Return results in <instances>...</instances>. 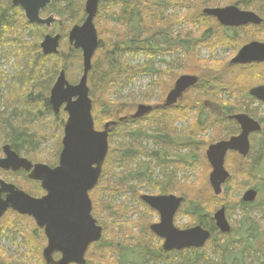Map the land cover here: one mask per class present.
Segmentation results:
<instances>
[{"label": "trees", "instance_id": "trees-1", "mask_svg": "<svg viewBox=\"0 0 264 264\" xmlns=\"http://www.w3.org/2000/svg\"><path fill=\"white\" fill-rule=\"evenodd\" d=\"M202 1L194 0L192 3L182 4L184 1L181 0H100L97 20L102 18L104 10H108L112 21L110 23L113 26L110 29L112 37L103 40L102 31L97 28L100 44L88 76V87L93 103L92 113L96 129L103 130L104 122L115 123V126L111 127L109 153L102 176L95 190L90 193L93 203L92 215L103 228V237L99 243L90 247L86 256L87 264H93L91 260L96 255L101 258L98 264L219 263L213 262L212 259H220L222 264H231L238 260L240 255L247 256V253L252 251L250 245L244 242L252 231L251 227L248 228L245 225L247 220H250L247 204L240 201L238 207L244 219L238 234L241 242L240 240L232 242L229 236L233 234V230L230 235L220 234L204 204L199 200L191 201L185 198L179 213L190 216L196 224L210 231L212 238L200 250L165 252L161 248L162 242L150 232L149 227L152 221L145 215L146 213L149 216L156 215V213L143 204L138 192L141 188L150 186L156 191V195H168L181 191L185 196L188 189L181 188L178 174L182 166H190L192 162H195L194 150H198L200 146L195 138L196 130L235 125L239 132V127L229 120V116L245 113L253 118L257 117L247 109L237 111V107L232 105L233 95L238 96L239 91L236 90V86L245 80L244 73L252 70L239 72L242 74L240 76L237 71L254 66L260 67L264 64L233 66L229 63L218 70V68L209 67L216 65L214 61L208 62L205 64L208 67L207 73L202 74L199 84L185 94L184 104H178L170 109L161 108L173 81L169 77V71L154 70L152 65L154 59L157 56H171L178 52L182 54L183 59L186 57L184 59L186 63L193 52L195 53L203 46L208 47V43L216 39V31L207 30L206 24L211 20L216 23L217 21L204 15L203 7H198ZM85 2L86 0H53L45 13L62 18V21L66 23H64L66 31L62 32L58 54L44 56L40 41L45 37L42 33L45 28L30 25L21 9L12 6L11 0H0V55L3 54L7 62L11 58L15 59V67L18 66L17 84L20 86L19 89L9 87L8 99L11 98L14 106L8 113L0 112V145H10L12 150L21 157L24 155L28 158L33 154L36 157L42 145L52 136L51 133L58 131L60 134L56 143L57 151L53 159L51 157L43 161L50 167L58 165L67 115L63 111L59 115L53 114L48 96L53 82L61 71H65L68 81L69 78L77 79L78 73L82 71L81 51H75L64 40L75 25L84 22ZM233 2L242 9H252L260 15L263 19L260 27H264V0H233ZM181 6L188 8L182 17L168 15L170 8L178 10ZM184 25L189 26L187 32L181 30ZM177 26L180 27L179 30L176 29ZM216 27L225 31H235L224 28L218 23ZM34 34L37 35V40L28 42V38ZM125 54L132 57L143 55L151 62L132 70L124 62ZM19 67H22L20 72H18ZM146 73L157 77L151 86V95L154 94V90L160 88L162 103L156 105L148 116L133 119L137 105L136 99L123 103L112 100L111 95L116 92V89L123 88L124 83L129 81L132 75ZM168 78L170 83H166ZM4 82V75L0 74V90ZM189 93H192L194 98L186 97ZM246 97L251 102L254 101L248 94ZM193 112L196 115L195 122L188 129L178 130V125L187 122ZM261 123L263 131L259 135L264 138V119ZM228 131H230V137L235 135L230 129ZM113 137L120 138L121 143L114 145ZM144 140L153 142L155 147L144 148L141 145ZM220 141H222L221 138L213 139L210 145ZM182 148H186L189 154L179 155V159L175 160L176 150ZM253 151L254 149H251V154L246 159L236 153H230L226 163L229 157L249 162ZM189 155L192 156V161L187 160ZM29 160L34 163L40 161ZM4 176L8 178V182L20 189L24 188L25 182H21L27 179L24 172L4 173ZM40 189L33 191L24 188L22 190L39 198L44 195V191ZM129 192L134 195L140 208L145 210L144 213L138 212L139 210L128 206L127 203L114 201L115 197ZM134 214H138L136 222L132 220ZM8 216L25 218L12 212L6 217ZM7 227L10 226L7 225ZM153 241H158L157 247L153 246ZM43 242L45 244V240ZM243 243H245L243 249L233 251L232 247ZM44 247L40 244L38 252ZM209 253H211L210 256ZM4 257L6 256L0 251V264H31L28 260L21 258L8 260ZM180 260L182 263H179Z\"/></svg>", "mask_w": 264, "mask_h": 264}, {"label": "water", "instance_id": "water-1", "mask_svg": "<svg viewBox=\"0 0 264 264\" xmlns=\"http://www.w3.org/2000/svg\"><path fill=\"white\" fill-rule=\"evenodd\" d=\"M52 2L53 0H12V5L24 12L29 24L49 28L55 18L43 19L41 13ZM99 3L100 0H87L85 21L82 25L74 26L69 33L70 45L75 50H80L83 57V74L79 83L70 84L65 71H61L50 93L52 111L58 115L63 108L67 114L58 165L50 167L34 164L20 157L10 145L2 148L4 157L0 158V171L27 173L30 181L40 183L45 195L34 198L14 184L0 179V221L8 211L32 218L37 227L44 230L47 239V246L43 251L45 264H87L86 254L89 248L99 243L103 237V228L92 215L90 193L95 190L101 178L109 153L110 130L115 123L106 124L102 131L96 130L88 87V76L100 44L94 24ZM204 15L215 18L221 26L229 28L260 26L263 23L256 13L240 10L235 6L207 8ZM61 38V35H47L40 45L43 55H57ZM263 63L264 43L251 42L237 53L230 65ZM199 81L196 76H181L161 108L176 106ZM249 95L264 103V86L253 88ZM153 110L152 106L140 105L132 117L141 119ZM229 120L239 126L240 133L209 146L206 151L207 161L212 168L209 183L217 197L223 193V186L231 177L225 167L227 155L234 152L247 158L251 151L250 137L263 130L259 121L246 114L231 115ZM257 197L258 192L250 189L243 195L242 202L252 204ZM141 201L160 216V222L152 225L150 230L164 241L165 252L203 249L211 239V232L199 225L186 230L175 226V217L182 207L183 198L175 195H144ZM213 220L220 233H231L225 208L217 211ZM56 255L60 256L59 260L55 259Z\"/></svg>", "mask_w": 264, "mask_h": 264}, {"label": "rangeland", "instance_id": "rangeland-1", "mask_svg": "<svg viewBox=\"0 0 264 264\" xmlns=\"http://www.w3.org/2000/svg\"><path fill=\"white\" fill-rule=\"evenodd\" d=\"M181 1H184L182 2V4L183 3L186 4V3H192L194 0H181ZM202 2H206V3L204 4ZM202 2H201L202 4L201 3L198 4V7L200 8L203 7V11L207 8H226L229 6H236L241 10H245L235 5L233 0H203ZM192 9L195 8L192 7ZM186 11H188V8L185 6H181V8L178 10H174L170 8L168 10V15L169 16L176 15L182 17L184 13H186ZM247 11L255 12L252 9H247ZM51 16L57 19V23H55L50 28L44 27L45 31H42V33H44V36L46 35L55 36L58 34L62 35V32L66 31L64 28L65 22L62 21V18L56 17L55 15H51ZM109 16L110 13L108 12V10H104V12L102 13V18H99V20H97V16H96L94 21L96 29L98 28L99 31H102L101 38L103 40L110 39L112 37L111 34L112 32L110 31V29L113 26L110 23L112 21L110 20ZM47 17H49L48 14L42 15V18L46 19ZM217 23L211 20L206 24L207 30L211 29L213 30V32L216 31L217 34L216 39H214L211 43L209 42L208 47L203 46L201 49H198V51H196L195 53L193 52L192 55L188 57L186 63L184 62L185 61L184 59H186V57L183 59L182 54L178 52L174 53L171 56L170 55L157 56L154 59V62L152 63L154 70L169 71L168 72L170 75L169 77L173 82L171 84V88L169 89L168 93L174 87L176 80L179 79L181 76L192 75V76H197L199 77L200 80H202L203 77L202 74L205 75L208 71V67L205 66L206 63L214 61L216 65L209 67L214 69L218 68V70L222 69L224 68L225 65L230 63V61L237 55L238 51L243 46L251 42L264 43V27L246 26L241 28H231L234 29L235 31H225L223 29L217 28L216 27ZM179 28H180L179 26L176 27V29L178 30ZM188 28L189 26L184 25L182 26L181 30L187 32ZM36 38L37 35L34 34L31 35L27 41L32 42L37 40ZM42 41L43 39H41L40 44ZM64 41L69 43L68 37ZM70 47L74 49L71 45ZM124 58H125L124 62L126 66L130 67L132 70L145 66L151 62L150 59H147L143 55H140L138 57H132L129 54H125ZM181 59H183V61L179 62V60ZM15 63L16 62L14 58H11L7 62L5 57H3V54L0 55V74H3L5 78V82L2 85V90H0L1 113H8V111H11V107L14 106V103H12L11 98L10 100L8 99L9 87L12 86V87H16L17 89L20 88L19 84H17L18 79L16 75L17 73L16 69L18 68V66L15 67ZM234 66H238V65H234ZM21 68L22 67H19L18 72L21 71ZM250 69L252 71L248 73H244L245 76L243 77H245V80L242 79L243 81L238 83V85L236 86V90L239 91V94L238 96L233 95L234 102L232 103V105L234 107H237V111H242V109H247L248 111H250L251 113L257 116L254 119L261 122V120L264 119V104L257 101L254 98H252L254 101L251 102L249 99H247L246 95L247 94L249 95V91L250 89H252V87L264 86V65H261L260 67L254 66L253 68L249 67L246 68L245 70L243 69L240 71L237 70L236 71L237 73L239 72L243 73V72H247ZM240 73L238 74L239 76L242 75ZM82 74H83V57H82V71L78 73V78L77 79L69 78V81L72 84H77L80 81ZM57 78L53 82L51 89L55 84ZM156 79H157L156 76L147 73L132 75L130 77V80L124 83L123 88L116 89V92H114L111 95V98L114 101H121L123 103L132 101V99L135 98L137 102L135 112L137 110V107L140 105H146V106L159 105L162 103L161 102L162 92L160 91V88L154 90V94L151 95L152 93L151 86L156 81ZM166 83H170L169 78L168 80H166ZM187 96L189 98L191 97L194 98V95L192 93H189L188 95H186V97ZM48 97L50 98V95ZM180 104H184V101H181ZM229 104L231 105V103ZM194 117H196V115L193 112L191 113L190 118L187 120V122L178 125V130L188 129L191 126V124L195 122ZM107 123L108 122H104L103 127H105ZM229 129L235 135L239 133L235 125L224 126V127L217 126L215 129H209V130H201L200 128L196 130L197 133L195 138L196 141L200 143V146L198 147V150H194L195 151L194 154L196 156L195 162L194 163L192 162L190 166L187 165L182 166L181 171L178 174V179L180 181L181 188L188 189L189 194H187L188 192H186L184 196V193H181V191L179 193H171V194L177 197H183L184 199L186 198V200L189 199H191V201L199 200L204 204V206L207 209V212L211 214V217H213L214 213L217 210L221 208H225L227 219L232 227V230L234 231L232 235H230L232 232L229 234L230 235L229 237L232 242L235 241L239 242L240 238H238V234L241 228L242 221L244 220L242 211H240V209L238 208L239 203L246 191L250 189H256L259 192V196L254 204L248 205L249 208L247 210V213H248V219L250 220H247L245 224L246 226H248V228L251 227L250 229H252L251 235L249 237H246L244 241L245 243L250 245L252 251L251 252L249 251V253H247L248 254L247 256L240 255L239 259L233 261V263L231 264H264V149L262 148L264 147V138L259 134H255L251 137V145L254 151L251 155L249 162L238 161V159L235 158L233 159L232 157L228 158V162L226 163V169L230 173L231 178L228 184L226 185V187L225 186L223 187L224 190L220 196L216 197L214 195V192L209 183V177L212 172V169L208 161L206 160V151L211 141H213V139L221 138L227 140V138L230 137L229 135L230 131L227 132V130ZM59 134L60 132L58 131H54L53 133H51L52 136L42 145L40 150L37 152L36 157H34V154L28 158L24 155H22V157L28 160L29 159L37 160V161L40 160L37 163L48 165V163H43V161L45 159L48 160L51 157L53 159V155L57 151L56 143L58 141ZM112 141L116 146L121 143V139L118 137H113ZM141 145L147 149H153L155 147L153 142L147 140L142 141ZM0 147L2 150L3 145H0ZM188 153L189 151L186 148H182L181 150L177 149L174 158L175 160H178L180 157L179 155L185 156L188 155ZM250 154L251 152L249 153V155ZM0 156H2V152L0 153ZM172 156L173 155H171V157ZM191 157L192 156L189 155L187 160L192 161L193 158ZM254 175L257 176V178ZM0 178L8 182V178H6L3 175V173L0 175ZM21 182H25L23 185L24 188L26 189H31L34 191L37 190L38 188H41L40 184H38L37 182L34 183L33 181H30L28 178L26 179V181H21ZM181 188L179 189L182 190ZM138 192L140 197L144 195H149V196L156 195V191L150 188V186L141 188L140 190H138ZM114 201L116 203H127L128 206L139 210L138 212L144 213L145 211L143 208H140V206L137 204L136 200L134 199V195L131 192H129L126 195H119L115 197ZM10 213H8V215H10ZM145 215H147V217H149V219L152 221L151 224L157 223L160 220L157 214L156 215L150 214L149 216L146 213ZM137 216L138 214H134V217L132 219L133 222H136ZM7 225H9L10 227H7ZM197 225L198 224H196L195 221L186 214L179 213L175 218V226L179 229H187ZM135 235L137 236V234ZM43 240H45V244H46L47 239L44 235L43 230L39 229L35 224L34 220L29 217H25L24 219H18L17 217H13V216L11 218L9 216L8 217L5 216L0 223V251L4 253V255L8 258V260H11L12 258L13 259L21 258L27 261L30 258L28 261L31 264H41V263L45 264L43 260V250L47 246V244L44 247L45 244ZM153 243H154L153 246L157 247L158 241L156 242L153 241ZM245 243L240 244L239 246L232 247L233 251L235 250L238 251L239 249H243ZM40 244L44 248L40 252H38V247H40ZM226 244H228V242ZM161 245H163V243ZM210 255L211 253H209V256ZM100 261L101 258L99 255L94 256L91 260L93 264H98L100 263ZM212 261L216 263L219 262L218 264H222L220 259H212ZM179 263H182V260H180ZM150 264H154V262Z\"/></svg>", "mask_w": 264, "mask_h": 264}, {"label": "flooded vegetation", "instance_id": "flooded-vegetation-1", "mask_svg": "<svg viewBox=\"0 0 264 264\" xmlns=\"http://www.w3.org/2000/svg\"><path fill=\"white\" fill-rule=\"evenodd\" d=\"M53 3V2H52ZM11 4H12V0H11ZM52 5V4H51ZM50 5V6H51ZM13 6V5H12ZM49 6V7H50ZM14 7V6H13ZM48 7V8H49ZM15 8H19V7H15ZM47 10H45V11H43L42 13H41V17H42V15L43 14H46L45 12H46ZM53 15V14H52ZM86 15V14H85ZM51 15H49V17H50ZM52 17V16H51ZM48 18V17H47ZM85 19H86V17H85ZM85 21V20H84ZM55 23H57V19H55V21L52 23V25L50 26V27H52ZM83 24V23H82ZM82 24H80V25H82ZM34 26V25H33ZM75 26H77V25H75ZM248 26H253V25H248ZM36 27H45V26H36ZM49 27V28H50ZM243 27H246V26H243ZM45 28H47V27H45ZM239 28H241V27H239ZM229 29H231V28H229ZM62 36V35H61ZM0 157H3V156H0ZM5 173H7V172H5ZM2 174V173H1ZM3 175H4V173H3ZM7 178V177H6ZM7 182V181H6ZM7 183H10V182H7Z\"/></svg>", "mask_w": 264, "mask_h": 264}, {"label": "bare ground", "instance_id": "bare-ground-1", "mask_svg": "<svg viewBox=\"0 0 264 264\" xmlns=\"http://www.w3.org/2000/svg\"><path fill=\"white\" fill-rule=\"evenodd\" d=\"M253 34H254V33H253ZM245 42H246V41H245ZM246 44H247V43H246ZM170 53H171V52H170ZM121 62H122V61H121ZM185 69H186V68H185ZM162 74H163V73H162ZM128 76H129V75H128ZM165 76H166V75H165ZM157 83H158V82H157ZM157 87H158V86H157ZM152 88H153V87H152ZM155 88H156V87H155ZM155 88H154V89H155ZM252 88H253V87H252ZM196 95H197V94H196ZM219 95H220V94H219ZM149 131H150V130H149ZM222 140H223V139H222ZM159 146H161V144H160ZM188 154H189V153H188ZM35 188H36V187H35ZM180 211H181V210H180ZM233 213H234V212H233ZM29 259H30V258H29ZM29 259H28V260H29ZM41 264H42V263H41Z\"/></svg>", "mask_w": 264, "mask_h": 264}]
</instances>
